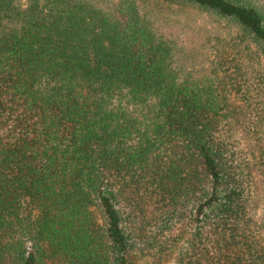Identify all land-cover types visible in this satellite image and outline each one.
I'll use <instances>...</instances> for the list:
<instances>
[{
	"label": "trees",
	"instance_id": "16d2710c",
	"mask_svg": "<svg viewBox=\"0 0 264 264\" xmlns=\"http://www.w3.org/2000/svg\"><path fill=\"white\" fill-rule=\"evenodd\" d=\"M103 1L0 0V264H264V6L156 0L237 29L196 77Z\"/></svg>",
	"mask_w": 264,
	"mask_h": 264
},
{
	"label": "rangeland",
	"instance_id": "374dc122",
	"mask_svg": "<svg viewBox=\"0 0 264 264\" xmlns=\"http://www.w3.org/2000/svg\"><path fill=\"white\" fill-rule=\"evenodd\" d=\"M24 7L26 0H15ZM114 0H104L103 4ZM264 6V0H256ZM152 8L150 21L155 33L169 42L172 49L173 66L182 73L196 77L208 74L210 61L213 59L212 42L215 38L228 39L234 36L236 28L219 20L212 13L202 11L188 4L162 3L145 0ZM156 8V9H154ZM210 41V42H208ZM263 203L256 210L258 221H264Z\"/></svg>",
	"mask_w": 264,
	"mask_h": 264
}]
</instances>
